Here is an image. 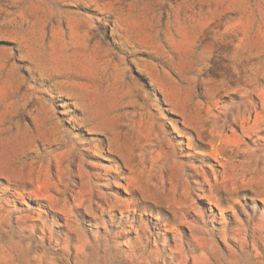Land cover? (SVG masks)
<instances>
[{
	"label": "rangeland",
	"instance_id": "1",
	"mask_svg": "<svg viewBox=\"0 0 264 264\" xmlns=\"http://www.w3.org/2000/svg\"><path fill=\"white\" fill-rule=\"evenodd\" d=\"M0 264H264V0H0Z\"/></svg>",
	"mask_w": 264,
	"mask_h": 264
}]
</instances>
